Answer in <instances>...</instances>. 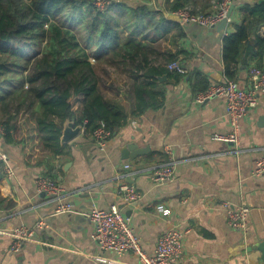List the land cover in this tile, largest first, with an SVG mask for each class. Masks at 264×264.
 I'll use <instances>...</instances> for the list:
<instances>
[{
	"label": "crops",
	"instance_id": "1",
	"mask_svg": "<svg viewBox=\"0 0 264 264\" xmlns=\"http://www.w3.org/2000/svg\"><path fill=\"white\" fill-rule=\"evenodd\" d=\"M140 1L157 9L166 2ZM246 1H236L233 21L225 30L190 24L176 44L172 39L162 44L163 51L172 50L186 72L161 78L162 107L130 118L114 132L105 151L98 150L85 133L63 145L61 155H38L30 145L6 144L0 135V148L15 169L11 179L0 172V229L45 221L36 241L26 243L19 252L11 250L12 237L0 235V264H139L134 254L119 257L104 252L93 239L94 223L84 213L113 203L130 218L148 255L154 253L164 231L178 226L187 234L183 256L175 264H264V176H254L255 161L264 155V95L242 120L238 151L232 143L216 138L230 132L225 101L221 97L202 105L194 101L208 85L224 83V37L241 22ZM258 34L264 37V26ZM158 62L163 64L164 59ZM252 68H264V57L243 54L233 80L245 88ZM109 74L117 95L109 82L104 93L116 96L128 108L129 92L121 85L124 77L114 71ZM128 145L148 150L125 160L123 149ZM169 161L176 165L173 180L156 185L151 173ZM125 164L132 167L125 169ZM43 175L58 184V195L38 192L36 180ZM125 184L138 188L142 195L138 204L125 205L117 197ZM61 202L69 203L74 212L56 215ZM159 203L172 209L170 217L156 212ZM241 205L252 209L245 233L232 230L227 219V209Z\"/></svg>",
	"mask_w": 264,
	"mask_h": 264
},
{
	"label": "trees",
	"instance_id": "2",
	"mask_svg": "<svg viewBox=\"0 0 264 264\" xmlns=\"http://www.w3.org/2000/svg\"><path fill=\"white\" fill-rule=\"evenodd\" d=\"M222 1L166 0L164 11L145 2L120 1L99 11L93 0H0V135L4 142L30 145L38 155H61L67 121L91 136L100 122L115 132L130 118L160 109L164 97L160 79L170 73L183 74L167 68L179 60L172 50L163 51L162 44L169 39L176 44L184 32L164 12L190 9L204 14L213 9V2ZM68 7L93 13L87 41L78 37L68 21L60 20ZM240 15L241 22L223 43L225 75L230 80L243 54L264 57V37L258 34L264 26V0H247ZM161 58L163 64L158 62ZM107 69L124 77L121 85L129 92L128 108L116 96L104 93ZM108 86L118 90L113 82Z\"/></svg>",
	"mask_w": 264,
	"mask_h": 264
},
{
	"label": "built area",
	"instance_id": "3",
	"mask_svg": "<svg viewBox=\"0 0 264 264\" xmlns=\"http://www.w3.org/2000/svg\"><path fill=\"white\" fill-rule=\"evenodd\" d=\"M134 1V0H116ZM141 2L140 0H137ZM166 1V0H165ZM171 2L173 0H170ZM112 1L93 0V5L99 10L104 11ZM235 4L233 0H223L221 3L214 5L213 9L204 14H195L190 9H180L173 13L165 11L167 18L175 20L179 26L184 29L187 25L196 24L201 27L212 28L220 25L226 20L229 25L233 19L230 10ZM164 11V9H158ZM170 71L185 73V67L177 61L167 65ZM264 95V68H252L249 73L247 86L241 87L237 80H230L225 77L222 84H214L206 92L199 93L195 96V103L202 105L205 102L221 97L225 101L226 116L230 125V132L225 136L216 135L218 140L230 142L236 150L242 144L241 123L248 115L250 110L255 109ZM135 125V122H133ZM1 132V129H0ZM82 133L84 129L82 128ZM114 132L111 131L104 122H100L91 134L95 146L100 151H105L109 142L113 138ZM0 163L3 165V172L6 179H11L15 175L14 166L11 164L7 154L0 150ZM125 169H130L131 164H125ZM175 163L166 162L157 167L151 173V180L156 185H163L173 180L175 175ZM254 176H264V155L256 159ZM37 189L40 194L48 193L58 195L60 188L58 184L48 176H39L36 180ZM125 205L138 204L142 195L134 184L122 185L119 189L118 196ZM156 212L163 218H168L172 214V209L164 203L155 206ZM252 209L246 205L239 207H229L227 209V219L230 228L238 232H247L249 227V216ZM74 208L69 203H60L55 210V214L72 213ZM84 216L90 219L95 226L93 235L94 241L99 245L102 251L112 252L119 257L128 253L134 254L139 264H175L183 256V241L187 231L178 226L164 231L155 247L152 255H148L141 244V240L135 233L130 218H127L120 206L113 203L107 209L94 208L91 212L84 213ZM45 221L39 220L34 226L20 225L11 230L0 229V235H7L14 239L11 250L19 252L26 243L36 241V232L42 229Z\"/></svg>",
	"mask_w": 264,
	"mask_h": 264
},
{
	"label": "rangeland",
	"instance_id": "4",
	"mask_svg": "<svg viewBox=\"0 0 264 264\" xmlns=\"http://www.w3.org/2000/svg\"><path fill=\"white\" fill-rule=\"evenodd\" d=\"M77 1H79V0H77ZM108 1H110V0H108ZM111 1H112V3L117 2L116 0H111ZM138 2L139 1H137V0L129 1V4H137ZM214 5H215V2H213V6ZM200 6L197 8V10H201ZM73 16L76 18L72 21ZM93 18H94L93 13H90L87 8L84 10L81 8L75 9V8L68 7L60 15V20L61 21H68L69 25H73L75 28V32L78 34V37H80L81 39L84 38V40L82 39L83 41H87V39H88V30L92 25ZM91 61L94 62L93 58L91 59ZM107 70L110 71L111 73H113V71L111 69L110 70L107 69ZM109 76H110V74H109ZM109 76L108 77H107V75L104 76L108 79L107 83L109 82ZM114 79H116V78L114 77ZM111 80H112V78H111ZM109 83H111V82H109ZM0 150L2 152H4L5 154H7L5 151H3V149L0 148Z\"/></svg>",
	"mask_w": 264,
	"mask_h": 264
},
{
	"label": "water",
	"instance_id": "5",
	"mask_svg": "<svg viewBox=\"0 0 264 264\" xmlns=\"http://www.w3.org/2000/svg\"><path fill=\"white\" fill-rule=\"evenodd\" d=\"M235 9V4L232 5L230 10V15ZM227 27L226 20L220 23L218 28H220L222 31L225 30ZM165 77H163L162 80H164ZM82 133V127L76 126L73 121H67L64 124V128L62 131L61 136V144L65 145L72 141L74 138H76L79 134ZM148 149H138L136 145H128L125 149H123V159L127 160L129 158H135L141 155H144L147 153Z\"/></svg>",
	"mask_w": 264,
	"mask_h": 264
}]
</instances>
